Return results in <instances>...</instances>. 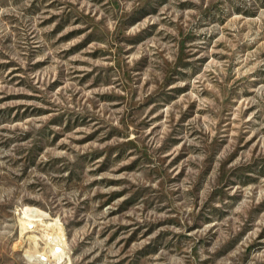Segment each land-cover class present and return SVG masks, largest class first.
Masks as SVG:
<instances>
[{"label":"rangeland","instance_id":"obj_1","mask_svg":"<svg viewBox=\"0 0 264 264\" xmlns=\"http://www.w3.org/2000/svg\"><path fill=\"white\" fill-rule=\"evenodd\" d=\"M29 222L58 264H264V0H0V264L53 263Z\"/></svg>","mask_w":264,"mask_h":264},{"label":"bare ground","instance_id":"obj_2","mask_svg":"<svg viewBox=\"0 0 264 264\" xmlns=\"http://www.w3.org/2000/svg\"><path fill=\"white\" fill-rule=\"evenodd\" d=\"M30 223V222H29ZM50 226L54 229H57V225L55 223H49V225H47V227ZM29 227H32V231H43V237L46 238L47 242L49 243V245L51 246V248L49 249V251H46L45 253H37L34 254L33 256H35V259H40V261H50L53 262L52 264H58L60 261H62L64 254L66 253V246L65 243H63V236L61 235L62 233L59 231L55 230V233H49L48 231L45 230V228L40 227L38 224L36 223H30ZM56 227V228H55ZM59 230V229H57ZM51 232V231H50ZM58 245V246H56Z\"/></svg>","mask_w":264,"mask_h":264}]
</instances>
